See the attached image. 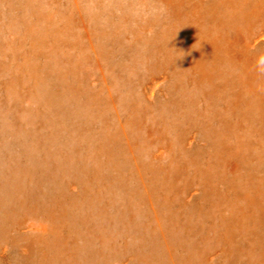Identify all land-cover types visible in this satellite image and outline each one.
Returning <instances> with one entry per match:
<instances>
[{
	"label": "rangeland",
	"instance_id": "374dc122",
	"mask_svg": "<svg viewBox=\"0 0 264 264\" xmlns=\"http://www.w3.org/2000/svg\"><path fill=\"white\" fill-rule=\"evenodd\" d=\"M28 1L0 0L1 106L13 114L11 125L28 122L15 137L0 124V133L6 131L0 138V167L8 172L16 160L20 167H35L25 182L14 180L27 188L13 204H0V264H264V0H122L120 9L113 5L117 0H79L81 8L74 9L72 0H31L35 7ZM43 7L71 11L68 20L75 26L92 11L98 27L110 30L117 25L120 38L114 31L117 35L108 40L120 55L114 59L105 54V34L98 30V48L81 62L82 76L78 70L63 72L69 76L62 82L53 54L72 57L68 64L77 65L81 48L70 38L61 46L53 40L39 49L32 44L27 25L33 21L41 28L38 11ZM144 51L152 62L162 60L155 68L160 75L153 80L144 64L130 76L123 68ZM97 60L110 75L119 115L102 90ZM33 61L51 68L43 74L54 102L51 110L34 99V77L23 67ZM163 65L170 71L162 73ZM119 72L122 77L113 78ZM75 89V99L66 98ZM131 89L135 106L125 97ZM9 93L12 97L6 99ZM88 96L96 102L92 115ZM78 104L84 116H91L89 125L83 124L89 134L98 135L106 126L113 133L119 118L124 120L134 107L140 112L151 107L146 112L154 111L158 127L165 118L170 125L166 136L140 142L143 150L137 157L127 145L121 151L127 160L119 158L120 168L103 173L102 180L91 173L82 176L78 172L85 163L69 159L62 176L57 171L64 157L61 162L60 155L53 159L58 154L46 144L40 147L43 153L37 147L31 150L24 140L31 142L46 132L35 128L44 122L43 114L72 112L67 123L78 122ZM165 105L172 108L166 115ZM15 111L26 114L15 116ZM78 140L71 142L81 145L80 158L89 160L84 142ZM99 155L106 160L105 154ZM38 158L46 163L35 165ZM19 168L11 172L18 175ZM89 185L103 189V195L92 198V207L83 203L94 191ZM52 226L55 233L49 236L45 230ZM57 241L58 246L52 244Z\"/></svg>",
	"mask_w": 264,
	"mask_h": 264
},
{
	"label": "bare ground",
	"instance_id": "6f19581e",
	"mask_svg": "<svg viewBox=\"0 0 264 264\" xmlns=\"http://www.w3.org/2000/svg\"><path fill=\"white\" fill-rule=\"evenodd\" d=\"M30 1L31 0H29L28 2H30ZM72 1L73 2H72L71 9H74L75 7L81 8V6H79V0H72ZM111 1H113V0H111ZM107 2L110 3L109 1H107ZM108 3H105V5L108 4ZM115 3L117 4V6L120 9L121 4H122V0L114 1L113 5ZM31 6H33V4ZM33 7H35V6H33ZM43 8H44L43 11L42 10L38 11L39 12V20L43 23L41 28L40 27L38 28V27L34 26L33 25V21H29V23L27 25L28 26V30L29 31L31 30L30 33L33 35V38H32V41H31L32 44H34V46H36L39 49L42 46H44L49 40H53L54 44L56 43L55 45L59 46L60 44L64 43L66 39L69 41V38H70L72 40V42L74 43V45H76V44L80 45V48H81V54H80L81 57H79L80 61L76 63L77 65L68 64L69 62H71V58H72V57H69L68 55H66L68 57L66 59H64V56L63 57L61 55L59 56L58 51H56V53L53 54V56H52L53 60L52 61L56 64V67H57V71L56 72H57L58 77H60V80H62V82H65L67 77L69 76L66 73L64 75L63 72H68L69 74H71V73H73V72L78 70V74L82 76L83 71H81V65H82L81 62H83V60L88 57L87 55H89L88 54L89 50H96V47L98 46V45L96 46V43H97V40H96L97 39L96 38V36H97L96 33L97 32L96 31H98V30L101 33V35L105 34V37H104L105 38V42L103 44H101V48L104 46L105 49H106L105 50V54H108V55L112 54L111 56L114 59L117 58L118 55H120V53L118 54L117 52H115V50L111 49L110 42L108 40V39H110L111 36H116L117 34H118V37H119L120 30L118 29L117 25L114 26L113 28H111L110 30L103 29L102 27H98V25H97L98 23L94 24L93 20L91 19L93 16H95L94 14H92L93 13V11H92L90 13V15H89L90 16L89 19L86 18L85 20H82L79 25L75 26L74 24H71V22L68 20L71 11H68V12L59 11V12H57V11H54V9H50L49 10V8L48 9H46L45 7H43ZM108 8L110 9L111 6L110 7L108 6ZM125 8L128 9V7H125ZM90 9H92V7ZM65 11H66V9H65ZM113 12H110V13H113ZM85 13L87 14L86 10H85ZM142 17L143 16L140 15V18H142ZM141 21H142V19H141ZM141 21H137L136 25L137 24L141 25ZM137 27L139 28V26H137ZM126 28L129 29V26H126ZM40 30H42L41 34L39 33ZM117 30H118V32H117ZM114 31L117 34H114ZM37 34L39 36H37ZM36 39H37V41H35ZM66 46H70V45H66ZM30 48H32V47H30ZM33 50H35V49H33ZM41 52H42V50H41ZM35 54H37V53H35ZM36 57H37V55L34 58H36ZM150 57H151V54L147 53L146 51H144V53L142 52L141 54L137 55L136 57L130 58V60H129L130 64L128 66L125 65L123 67L125 69L127 75L130 76L131 74L132 75L136 74L137 70L139 69L138 66L140 64H144L145 65L144 67H147V69L144 68V70L149 72V78H151L152 80H153V78H157L156 73L158 74V72H156L155 68L158 66V64L160 62H162V60H160L158 62V59L156 58L157 62H152V59H150ZM73 59H75V58H73ZM97 61H98L97 62V68L99 69V72H100V75H101V81L100 82L102 84V88H103L102 90L106 93V96H108V98H109L110 109L113 112H115L117 115H119L117 101H115L112 98V96H113V94H112L113 93V86H110V83H109L111 81L110 80V75H107V71H106V69H105V67L103 65L102 60H100V61L97 60ZM113 65H115V64H113ZM123 65H124V63L122 64V66ZM25 66L26 67L28 66V69L31 71V74L34 77V84L32 85L33 96H35L34 99L38 100L41 103H43L42 105H44L46 108L49 107L48 109L51 110V108L54 105V102H53V100L50 99L52 97V95H49V91H48V88H47V79H46V76L43 75L44 73H47V71H51L50 70L51 68L49 67L50 68L49 69V68H47V66H42L41 64H37L34 61L31 62L28 65H26V63H25L23 67L26 68ZM108 66H110V65H108ZM163 66H164V69H163V71H161L162 73L170 71V70H167L168 66H165V65H163ZM116 67H119V66H115V69H116ZM172 68H173V66L171 65L170 69H172ZM173 71H175L176 73L178 72L177 69H175V67L173 68ZM121 72H122V70H121ZM19 74H20V72H19ZM38 75H42L41 79H39ZM158 75H160V74H158ZM112 76H113V78L114 77L115 78L122 77L120 72L117 73V75H116V73H114V75H112ZM175 77L177 78L178 76H175ZM78 79L79 78H77V80ZM14 84H15V81H12V83H11L12 87L14 86ZM70 84H67V85H70ZM137 86H136V88H137ZM67 88L69 89V87L66 86V89ZM169 88H171V87H169ZM17 90L18 89L14 88V87L11 90L15 97L17 96L16 95V91ZM78 93H79V91L77 89H75V90L71 91L70 95L66 96V98H74L75 99V96H77ZM9 95H10V97H6V99H10L12 97V95L10 93H9ZM125 95H126L125 97L127 98L126 101L129 103L128 105L129 106H132V105L135 106L133 104V102H137V99L133 95L132 89L129 90V91L127 90V93ZM87 99H88V102H89V105H90V106L87 105V106H89L88 108L89 109L93 108L91 110H88L89 114L92 115L94 113V110H95L94 104L96 102L94 103L93 98H91L89 96H88ZM144 99H145V97H144ZM1 100H0V124L2 126L4 124H6L5 128H8V129H10L12 131L10 133L8 132V134H11L13 137H15L14 134L15 135H19L18 132H22L24 126L28 122L27 121L20 122V123L17 122L16 123L17 125H11V123H12L11 117L13 116V114L12 113L10 114L9 112L8 113L6 112L5 107L1 106V103L5 102V101H4V99H1ZM21 100H23V98ZM178 101H180V99ZM84 102L82 104H84ZM88 102H86V103L88 104ZM18 103H19V101H18ZM30 103H31V101H30ZM82 104H78L77 114L75 116H77L79 118V120H78V122H74V124L73 123H67V122L72 121V118H71V116L73 115L72 112L68 113V114H64V116L67 115V116H70V117H67V116L64 117L62 114H60V111H55V113H51L47 117H45V114L42 113L44 116H43L41 121H44V122H42L40 126L36 125L35 128H36V130L38 129V130H41V131L46 130V132H42L43 134H41V135H44L45 133H50V134L48 136L46 135L47 137H45L44 140L42 139L41 135L40 136H34L35 138H33V140H31V142L30 141L26 142L24 140V144L28 148H30L31 150H33L34 147L40 148L42 144H44V145L46 144L47 147H49V149L53 150V154H58L56 156L52 155L53 159L58 160L59 159V155H60V162H61L62 158L64 157V161L61 164H59V168H58V171H57V173H60V175H62V176L66 175L64 169L68 167L67 166V160L69 159V160H73L72 162L82 161V162L85 163L86 168H84L80 172H78L82 176H85L86 174L91 173V175L96 177L97 180H102L104 178L103 177V173H106V174L110 175L109 173H111V171H114V169H117L118 167L120 168L119 158H121L123 161L127 160L124 157L125 155L123 156L121 154L122 153L121 151H124V150L128 149L127 145L130 146V151H131L130 154H132L133 157H137L138 155H140L141 151L143 150L142 147H141L140 142L141 143H143V142L146 143V141L151 139V138H160V137L162 138V136H166L164 134L167 133V128L170 125V118H167V119L165 118V119L161 120L160 123H162V125L160 127H158L159 125H158V122L156 121L157 118L154 117V114H153L154 111L152 112V114L151 113L148 114L146 112L149 109L151 110V107H146L145 112H143V110H141L142 113L138 110V108L134 107V108H131L133 110V112L131 114H128V116L126 118H124V120H121L119 118L118 126H117V128L115 129V131L113 133H112L111 128L108 126V129H107V126H106V128L103 129V132L101 131L98 135L97 134H93L94 132L92 134H89V131H87V128L84 125H87V124L89 125V122L91 120L90 119L91 116H89L88 113H87V116H84V114H83V108L84 107H83ZM81 105H82V107H81ZM107 105H109V104L107 103ZM175 105H180V104L178 102ZM163 109H164V111L162 113H165L164 115H166V114L169 113V111H171L172 108H171L170 105L169 106L165 105V108H163ZM27 113H29V112H27ZM23 114H26V112L25 113L21 112L19 114L17 113V111L14 112L15 116L23 115ZM31 114H35V113H31ZM42 114H40V115H42ZM97 115L98 114H95L96 118L100 117L99 115L97 117ZM35 116H38V113L35 114ZM23 117H19L17 119L20 120ZM95 117H93V118H95ZM160 117H163L162 114L160 115ZM82 122H84V123H82ZM167 122H169V124ZM105 125H104V127H105ZM5 132H1L0 133L1 134L0 138L2 137V135ZM78 133H80V134H78ZM132 133L135 134V135H139V137H136V138L132 137L131 136ZM259 135L261 136V134H259ZM81 136H84V137H81ZM60 137H61L62 141L64 142V144L66 143L65 144L66 146L68 144L67 149H65V150H63L64 148L61 147V141H60V143H57L58 140H60ZM75 138H76V140L79 139L78 141H80L79 142L80 144H82V142H84V145L86 147V148L84 147L85 149L83 148V150H85V154L84 155L86 157L88 156L89 160L85 161V159H81L80 158V157H82V154L84 152H82V150H81V148H82L81 145L77 144L76 142H74V143L71 142V139H75ZM83 138H85V140H83ZM164 139H166V137ZM97 141H99V142H97ZM5 143H8V142L5 141ZM135 143H137V144H135ZM171 144L173 145L172 142H171ZM71 145H72L73 148H71ZM95 149L97 150V153H95L96 152ZM35 151H39V150H35ZM237 151H238V149H237ZM41 152H42V149H41ZM76 153H78V155H76ZM99 153L100 154H105V157L107 156L106 160H103L104 157L99 159V156H101V155H99ZM13 157L14 156L12 155V161L14 160ZM74 158H77V159H74ZM78 158H80V159H78ZM130 158H131V156H130ZM50 160L51 159L49 158V161ZM20 162L21 161H19V160L17 161L16 160V163L12 164V170H14L16 168H19L20 167L19 166ZM68 162H70V161H68ZM44 163H46L45 159L38 158V160H36V162H35V165L40 166V165H44ZM79 164H80V162H79ZM31 165L32 164H29L26 167L25 166L24 167H20L19 169H21V170L19 171L18 175H14L11 172L12 171L11 169L7 172L5 167H3V166L0 167V170H1L0 173L2 171H4V175L0 174V204H3V206H5L4 204H6V203L8 205L9 204L12 205L13 202L15 201V198H16L17 194L20 193V192H24L26 190L27 187H25V189L23 190V186H18L17 182L14 181V180L15 179L18 180V181L22 180V181L25 182L27 177L30 176V174H33V172L35 170L34 169L35 167L34 166L32 167ZM152 169H154V166H152ZM10 178H11V180H10ZM100 182L104 183V181H98V182H96V184H99ZM62 187L64 189L66 188L65 183H63ZM90 188L94 189V191L91 193V195L88 196L89 199H87V200H85L83 202L84 205L88 204L89 205V206L87 205L88 207H92L93 205H96L95 202L94 203L92 202V198L98 197V195H103V193H102L103 191H99L101 189V186L97 185L96 188H95V186L89 185L88 189H90ZM101 190H103V189H101ZM10 201H11V203H10ZM10 209H11V206H10ZM16 215H17V213H16ZM9 217H10V215H9ZM20 222L21 221H19V223ZM2 225H4V224H2V221H0V226H2ZM47 225H49V224H47ZM51 225L52 224H50V226ZM53 230H54V227L52 226V227H48L45 231L47 232L48 235L50 234L51 236H53V234L55 233ZM65 232H67V231H65ZM59 238L60 237H58V239H57L58 241H59ZM58 241L55 242V243H52V244L57 245ZM51 242H50V244H51ZM50 244L46 243V245H49V246H50ZM67 247H69V246H67ZM58 248H60V247H58ZM54 249H55V247H54ZM62 249H63V247H62ZM59 251H61V250H59ZM59 251H56V252H59ZM55 254H57V253H55ZM53 258H56V257L54 256Z\"/></svg>",
	"mask_w": 264,
	"mask_h": 264
}]
</instances>
